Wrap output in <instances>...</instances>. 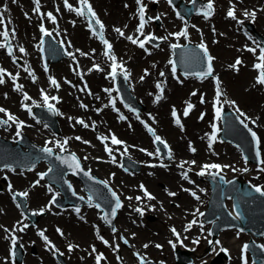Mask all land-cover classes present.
<instances>
[{
    "label": "rangeland",
    "instance_id": "rangeland-1",
    "mask_svg": "<svg viewBox=\"0 0 264 264\" xmlns=\"http://www.w3.org/2000/svg\"><path fill=\"white\" fill-rule=\"evenodd\" d=\"M126 1H128V0H126ZM183 1L190 2L191 0H183ZM201 1L203 3H201ZM201 1H199L200 3L198 4V8H199V10H204L205 3L207 0H201ZM96 5H97L96 8L98 9V11H100L103 15H107L106 12H108V10L111 11L112 13L115 12L116 14L117 13L119 14L118 16L121 17V22H116V23H118L119 26H114L115 29L120 28L125 33V35H127V36H129V35H131L133 37L137 36V33H138L137 32V26H138L137 23H140V22H138L136 18L135 19L131 18V10L129 11L128 9H125V6L123 5V2H121V0H98V1H96ZM148 5H149L148 6L149 9L151 10V12L148 13V16L153 17V18L159 16L160 19H159V24H157L155 22V19L150 20L149 22L151 24V27H147L145 25L144 30H143L144 34L146 32H148L150 34H153L155 37L160 38V37H163L161 32L159 33V35H155L152 32H153V29L159 30V28H161L162 25H164V22L166 25H168V26L170 25L172 28L175 27L176 29L179 28L180 30H182L185 27V24H187L188 35L191 36V39H194L196 43L197 42L198 43L203 42L207 46L208 50L210 49L211 52L210 51L209 52H210L211 56L216 57V61H215V65L217 67L216 73L217 74L221 73L220 74L221 76H219L215 73V75L218 77V79L220 81V89L222 92V95L220 96V102H224V100H226V102H228V103H230L231 101H234L237 103V101H238V103L244 104L240 100L239 91L242 92L241 94H250L251 93L250 91H253L255 93V88L252 86L253 72L250 71L249 75L247 76L248 78L243 80V76L246 73V70L247 71L249 70L245 66V64H242L241 69H240L239 73H237V74L234 73L231 69H229V67L227 65L228 63L232 62L233 57L237 54V52H234V51L228 52L229 54L226 52L227 49L230 50L231 41H229V39L230 38L233 39L235 34L237 36H241V35H239L240 33L238 34L236 31H233V30H231V32L229 33L228 30L230 29L231 23L233 24V20L227 19V21H226L224 19V14L226 11L225 6L219 11V15H217V17L212 16L211 18L205 19L204 15L201 12H199V13H195V14L191 15L189 20L187 21V20L181 19V16H178L176 14V11H174L165 2L163 4L162 2L157 3V0H151ZM75 7L77 8L78 6H75ZM26 9L33 11V9H34L33 3H31V6H28ZM44 9H45V12L48 13V7H45ZM119 10H120V12H118ZM33 12L36 15V12L35 11H33ZM262 12L260 13V15L262 14L261 16H264ZM17 14H18V11L15 9H9L8 12L4 14V22L5 23L6 22L12 23V24L8 25V30H10V31H12L13 29L15 30V37L14 38H16L17 35H20V27H22V20H20L19 16H18V18L20 20L19 23H17L14 19V16H17ZM25 14H27V15H25ZM163 15H165L164 22L162 21ZM21 16H22V18H23V16H26L29 19L31 15H30V12L24 11L21 13ZM99 16H100V18H102V19H100V21L101 22L105 21V23H106L104 16H102V15H99ZM112 16H113V14L110 15L109 17H112ZM125 16H126V19L124 20ZM81 17H83L86 25L88 26V18L86 16H81ZM36 18H37V15H36ZM130 18H131V20L127 21ZM218 18H220L221 20H218ZM24 21H25V19H24ZM131 21H132V23L133 22L136 23V28L133 31H131L128 26L125 27L126 24H128ZM222 23L224 25H222ZM247 23H250L251 25H253V23L250 21ZM256 24L261 27V25L264 24V22L262 23L261 20L258 19V22ZM24 25H25L24 27L29 26V23L28 22L26 24L24 23ZM193 25H195V27H193ZM104 27H105V25H104ZM253 27H254V25H253ZM34 28H36V30H37V19L34 23ZM239 28H240V30L242 29L245 31V28H246L245 23L240 24ZM213 29H215V31H213ZM89 31L93 35V32L90 28H89ZM24 34H25V31H23V35ZM113 35L115 38H118V39L116 40L112 36H109V37L105 36V35L104 36L113 40V42H114L113 54L116 57V61H117V59H120L122 61L123 60L126 61L127 64L124 63L126 66H123V68L124 67L126 68V71L128 73V76H129L128 78L130 80L135 79L138 81H145L148 75H150V77L152 76V72H157L158 74L163 72L164 75H167V74H168V76L170 75L171 80L172 79L173 80H179L177 87L180 89H179L178 93L176 92L177 94L174 97L172 96V98L170 100H168L167 103H163L164 107L162 108L163 114L166 117L167 123L169 124L170 127L173 128V130H168L167 134L155 132V135L160 136L162 139H164L166 142H168V144L172 148V142H171L170 135H172V136L175 135L174 136L175 139L179 140L181 135L188 134V136H189L194 131L195 132H201V133L203 132V136L200 138H197V142H191V146H194L196 149L202 148V151H203V156L198 159V162H196L194 165L191 164L193 169L198 170V171H199V169L202 168L203 165L207 164V162H204V161H208V164H209V162L214 161V160L223 161L224 164L229 166V167H227V174H229V175L241 173L243 171V169H245V168L250 169V167H254V166L258 165L257 163H252V162H249L248 160H245L237 147H235L232 144L227 143L225 141H221L219 138H217L216 143L214 145L212 144L211 148H209L208 145H209V139H210L211 134H212L213 124L215 123L218 125V127H220V119L215 118V110H214V108L216 106H218V105H216V106L214 105V99H213V97L217 96L216 89H215V87L213 88V86H214L213 84H212V86H210L212 76L207 77V78H197L195 76H184L178 71H176L175 75H173L172 64H170L169 61H172L173 50H172L171 45L173 42H176L178 40V39H176V37L170 38V40L167 42V44L166 43L163 44L162 43L163 40H161V39H156V40L152 41L151 43H147V46H149L150 50L152 51L151 54L147 55L144 52H142L143 53L142 54L139 50H137L135 48V46H131V45L128 46L127 45L128 40H126V39H125L126 42L124 41L125 52L117 51L116 50V43L119 42V38H122V36H120L116 31L114 32ZM221 35H222V37H221ZM92 37L91 38L96 41L97 37H99V36L93 35ZM140 37H143V36H140ZM56 38L64 40L63 45H65V39H64V37H60L59 32H57ZM199 41H201V42H199ZM0 42H1V38H0ZM157 44L159 45V47L156 46ZM10 45H11V48L13 50V54L16 57V62L13 63L12 56H10L8 54V50L6 48H3V50H0V67L4 68L7 73H12L13 75H16L18 73L19 75H18L17 81L14 83L13 87H12L11 79L9 78L10 76H8L7 74L4 75V81L5 82L3 84H0V105L4 104V101H6V99H5L6 96H8V98L10 99L14 95V97H16V99H18V94H21L22 92L27 93L28 95H31V94H33V91L37 92L38 94H41V90H43L44 93L46 92V94L48 95V91L52 90V92H53L52 96L58 97V100L57 101H49V103H52L55 106L56 111H54V112L56 115L59 130H53L47 123H44L40 119H36V118H34L35 121L31 124L32 125L35 124V126H38L40 129L46 130V133L49 136L53 135V137H55V138H60V137L61 138H66V137L70 138V137H72V135L75 134L73 132H71V134L70 133L61 134V131H60L61 128L59 125L60 119H58V116H57L58 112L57 111L58 110L60 112L62 111V105L64 102H66V99H63L64 96L62 94V91H60L61 94H59V95L56 94V92H55L56 89L53 90V88H55L56 86H54L50 83L49 78L53 77L56 79V81L59 84V87H58L59 89H62L64 86H68V88L74 90L75 92H78V91L80 92L81 89H85L87 91L86 94H90L92 89L94 92V87H93L92 82H91L92 79L90 80V78L88 77L89 83H85V85H84L83 83L86 82V80L83 79V81H82L83 83H82L78 77V74L83 75L85 72L83 65L78 60L71 61V60L67 59L64 63V69L62 70L63 72H56V71L52 70V67L56 66L57 64L62 62L65 59L64 56L59 61H56L54 63H49L48 66H46L43 63V60L40 56L39 46H37V41L35 39L33 41L31 40V42L29 44H27L25 47L23 46V44L22 45L18 44L15 47L14 46L12 47V45H13L12 43ZM219 46H221V47H219ZM20 47H23L25 49V52H23V53L20 52L19 51ZM98 48L101 51L102 45L99 44ZM162 48H164L166 51L163 52L161 50ZM66 52H69V50L67 48H66ZM19 53L23 54L24 56L21 57L19 55ZM140 54H142V55L139 58ZM130 56H134V57H137L139 59L137 61L136 60L134 61V63H135L134 66H130L128 64ZM109 62H110V59L108 58L106 61V65H103L104 71H106V73L109 70ZM93 65H99V67L101 66V64L97 61L92 62V64H91L92 68H93ZM45 67L47 68V70H45ZM25 68H28L29 71H25ZM68 70H71L76 75V79H74V80L71 79V77L66 73V72H68ZM58 71H60V70H58ZM120 72H123V71H120ZM146 72H147V74H146ZM242 72H243V74H241ZM30 73L35 75V80H33L32 75ZM43 73L46 74L48 77L45 76ZM176 74H177V76H176ZM123 76H124V72H123ZM142 76L144 77L143 80L140 79ZM28 79H30L31 83H34V82L35 83L32 86H30L27 82ZM127 82H128V79H127ZM96 83L98 84L97 88L102 93L103 104H104V106L107 105V107H105L106 114L108 117L110 116V113L112 114V117L114 119V123H119V122H117L116 116L120 117V115L122 114L123 116L126 117V119L123 120L124 122L122 124L124 127H127V130H128V128L132 127L137 116H139L138 120L140 122L142 121L144 124H147L144 122V120L146 121V116L144 114L150 113L152 115V111L150 109H148V110L145 109L146 105L135 97V95L132 93L131 85L129 83H128L129 84L128 85L129 90L131 91V95L134 96V98H135L133 103L139 108L136 112L129 110L121 102L117 91L112 87L111 78L109 76L107 78H105V80H103V79L99 80V81L97 80ZM206 83L209 85V93L207 91L204 92V90H201L202 87L208 86ZM16 84H20L22 86H25V88H22V90L17 91L15 89ZM132 84L135 85V81H132ZM211 87H212V89H211ZM105 89H110L111 94H109V92H106ZM72 90L70 92H72ZM85 90H83L82 92H85ZM158 90L159 89L157 88V86L155 88L152 86V88L149 90V93L158 92L160 95V92ZM194 92L196 93L195 95H193ZM6 93H7V95H6ZM66 94L68 95V93H66ZM202 99L204 102L207 100L209 105L204 104V102L202 103L201 102ZM112 100H115V107H113L112 103L110 102ZM161 100L156 101V104H159V102H161ZM189 103H191L194 107L190 110L189 115L185 117L183 115V112L185 111L187 104H189ZM142 104L144 106H142ZM173 108H175L177 115L179 116V118L181 120V124L183 125V129H181V127L175 123V118L172 116ZM232 108H234V107H232ZM201 113L204 114L203 119H200ZM0 117L2 119H6L5 115L0 116ZM78 118L82 119L81 116H79ZM75 121L77 122V119ZM78 126H81V125L78 123ZM1 128L6 129V126H1ZM144 129H146V131H147L145 133L146 135L148 133L150 136L152 135V137L155 138V136L153 134H150V132H148V129L146 126L144 127ZM111 130H112L111 131L112 136L114 135L117 137H120V136L124 137L118 131H115L114 129H111ZM77 131L81 132L79 135L81 138L80 139L81 141L77 140V142H73V144L71 145V149H72V151L76 152L77 155L79 154L80 158L84 159V157H86L85 154L87 153V151L83 150V152H82L81 148H83V147L86 148L87 144L88 143L90 144L94 140L93 139V138H95L94 132H96V129L95 128L91 129L90 135L88 134L87 129L85 131H83V130L81 131L80 129ZM14 134H16V132H14ZM22 134H24V133H22ZM29 134L32 135V133L30 131H29ZM93 134H94V136H93ZM75 135L78 136V134H75ZM7 138H10V136H8ZM252 140H253V138H252ZM57 141L58 140H55V144ZM85 141H87L88 143H85ZM150 141L152 143V146H151L152 150L150 149V151L156 152L158 144L154 143L153 140H150ZM106 142L107 141H101L100 142V148L102 147L101 148L102 151H104L106 145L109 148V144H105ZM198 142H201V144L199 146H197ZM80 143H82L83 145ZM189 143L190 142H186V143L182 142V146H184V148L187 151L189 150ZM254 143H255V141H254ZM137 146H140L142 148H147L146 146H143L142 143H139V145H137ZM77 148H78V150H77ZM104 155L105 156H101L97 153L96 154L94 153V154H91L90 156L92 158H96V159L105 158L106 162L110 163V164H108L110 166L109 169L112 168L113 173H115V171H116V173L119 172L121 174V176L124 177V180L127 179L126 181L129 182V185H130V187L133 188L132 191H134V193H137V191L134 188V187H136L137 184L140 187H141V185H143L144 188H146V190L148 187V188H150V190H152L155 193L154 189H152V187H150L146 183L147 180H144L143 178H140V177H136V173L138 174V172L140 170V162L133 159L132 156L127 155L131 164H135L134 162L139 163L138 168H135L133 166H130L129 169L121 167V165H118V163L120 164V162H121L120 158H118L117 156H114L113 154L107 155L105 151H104ZM180 156L183 157V155H180ZM167 157H168V155L160 150V155H158V159H167ZM113 158L115 159V162H113ZM180 160H182V159H180ZM116 161H118V162H116ZM189 161H192V158ZM111 164H113V166ZM242 164H244V165H242ZM240 166H242L241 170H239ZM46 169H47V164L44 162H41L40 164H38L35 168H33L31 170L15 169V171H11L8 168H4V169L0 170V178L2 177V175L10 174L9 178L11 179V182H12L11 187L13 186V189L16 191H20V189H24V190L28 191V193H29L28 196H30L31 194L37 193V191L39 190V188H41V186H46L47 188L51 187L52 191L48 192L43 197L45 199L44 202H46V205H47V200L54 193H56L58 191L54 186L49 185V183L46 181L45 178L40 179L39 173H41L43 170H46ZM231 169L236 170L235 173H232ZM236 172H238V173H236ZM132 174H134V175H132ZM130 175H132L133 177ZM37 178L39 179V181L43 185H41V184L35 185V186L33 185L34 182L37 181L36 180ZM96 178L100 180V178H98V177H96ZM101 178H104L106 180L109 179L108 175H107V171L105 173L101 172ZM261 178H262V180L264 179V174L261 176ZM250 179L253 181H257V180H254L252 178H250ZM101 180H103V179H101ZM115 181L119 182L117 180H115ZM116 182L113 181L114 186H116V184H117ZM260 183H262V182H260ZM0 185H1L0 194L3 195L4 189H6L8 191V187L4 186L5 183H3V181H0ZM76 185L78 186L79 189H81L82 186L78 182L76 183ZM31 187L35 188L34 189L35 193L32 191L33 188H31ZM184 188H187V187L185 186ZM193 188H196V187L194 186ZM205 190L207 191V183L205 184ZM197 191H199V190L197 189ZM141 193H145V191L142 188H141ZM7 194L4 196L6 198V201L8 200V202H9L10 200L8 199ZM156 194L157 193H155V195ZM184 194H185V196L188 197L186 192ZM11 200H12V201H10V207L12 208L11 210L3 209L1 207V204H3L4 202L0 201V225L5 227V228H8V229H13V227L16 226V228L18 229L20 226L17 224L18 221L21 222V224H24L29 219H27L21 213V211L15 206V200H13V199H11ZM170 201H175V200L172 198ZM170 201H169L168 205L164 204V205H161V208H158V209H160V212H158V213H161V214L163 213L162 216H163V218H166V220H168L169 215H170V213L168 212L166 207H168L170 210L173 209L172 208L173 202L170 203ZM204 201H205V198H204V200H202V202H204ZM26 203H28V202H26ZM41 203H43V202H41ZM3 206L7 207V203H4ZM35 206H37V205H35ZM52 206H54V208L56 209V210H54V213L52 214V216L53 217L56 216V217L54 219L51 218L49 220L47 228H45V226L43 224H40L38 218L36 217L37 220L35 221V224H36L35 228H37L39 231H43L44 234L48 238L53 240V242H56L61 236H64L66 238V240H61L62 246L65 245V241L66 242L67 241L72 242L73 244H75L77 246L75 251H73V250L69 251V249H67V251H66L67 256L66 257L64 254L62 255L63 259L66 262H68L69 264H88V262L86 261V256H85L87 253H85V250L87 247L90 249V246H93L92 242L93 243L95 242V236L92 232V227L95 229V227H94L95 224L99 225V226H101L102 229L108 231V233H110V231H113L112 227L106 226V224L102 221V219L100 217L99 211H96L93 208L86 206L89 210L95 211L93 216H92V222H91L92 227H91L90 225L83 224V223L77 224L74 221L67 218V215L61 216V213H63L64 211H67V210H63L54 204H52ZM35 208L32 209L34 212L37 209L38 210L40 209V207H38V208L35 207ZM201 208H203V207L200 204L198 207V210H200ZM27 209L30 210L29 207H27ZM32 210H30V211H32ZM173 211L175 212V214H174L175 216H178L180 213L178 210H175V209ZM152 214H154V212H151L149 210L145 216L141 217V218L145 217L144 220L146 221V223L150 227V229H148L146 227H138L137 223L134 220H133L134 224L131 223L133 225H130V226L138 227L137 229L139 230L141 235H143V237H141V239L144 241H148V239H150L152 242H155V241H160L161 238H164V237H160V233L156 234L158 229L152 225V222L154 221V217L152 218V216H150ZM158 223H160V222L158 221ZM170 223L172 225L176 226L174 221H171ZM160 224L163 225V223H160ZM31 227H32L31 225L28 226V228H31ZM44 228H45V231H44ZM57 229H60L63 232V235H60V233L57 231ZM76 229H82L84 231H82V233H80V234H77ZM132 229H134V228H132ZM164 229L168 233V228H167L166 224L164 226ZM235 233H236V237H232V235L234 234L233 231L225 232L224 235L220 236L221 240L223 239V240L230 242V245H225V246L229 248L230 257L232 258V260H230V261L225 260L224 257L221 255L220 260L217 264H238L237 256H239V252H238L239 247L237 245V242L240 240L246 239V235L239 238V237H237V232H235ZM0 238H2L1 233H0ZM232 238L237 239V241L231 242ZM8 245H9V243H8ZM8 245H7V243H5L4 247L1 249V252H0V255L2 256V258L6 262V264H10ZM206 248H207V246L205 244H203L201 246L200 250L197 252L198 253L212 252L209 255L211 257L215 256V258H216V253L218 251L217 250H214V251L210 250L211 247H209L207 249ZM7 251H8V253H7ZM164 253H165V257H167L169 259H171V257H172V259H173L172 252L171 253L169 252L168 247L166 249H164ZM167 254H169V255H167ZM191 254L193 255L192 257H194V258L204 257V256H199L194 252ZM24 255H26L25 260H24L25 264H26V262H28L30 257L34 261L35 264H38L37 256H35L32 252L27 253L26 250H24ZM159 255L160 254H157L154 256H159ZM47 256H49V255H47ZM51 257L53 259V264H59L58 259H55L53 257V255H51ZM130 257H132V256H130ZM162 257H164V256H162ZM26 259H27V261H26ZM197 260L195 262H197ZM46 262L48 264H50L52 262V260L50 258H46ZM105 262H106V264L112 263L110 258H106ZM27 264H32V263L29 261ZM247 264H250V263L247 262Z\"/></svg>",
    "mask_w": 264,
    "mask_h": 264
},
{
    "label": "bare ground",
    "instance_id": "bare-ground-1",
    "mask_svg": "<svg viewBox=\"0 0 264 264\" xmlns=\"http://www.w3.org/2000/svg\"><path fill=\"white\" fill-rule=\"evenodd\" d=\"M76 0H72L70 2H74ZM94 2L92 5L94 7V11L97 15H102L104 16V19L106 20L105 24V29H104V34L106 36H112L114 39H118L114 37V32L115 28L114 26H119L118 23L116 22H121V17H119L118 13L116 14L115 12H111L108 10L107 15H103L98 9L96 8V1L98 0H91ZM145 2H149V0H144ZM228 1H234V0H215L217 5L222 6ZM247 2L250 3L252 7H254L253 0H246ZM241 0L238 3L242 5L245 8V11L250 12V9L248 8V3ZM260 1V0H258ZM64 1L62 0H40V4L42 5V9L45 7H48V12H51L56 18L57 21L51 23L50 25L52 26L54 33L57 34V32L60 33V37H64L65 39V45L68 50H71L72 53L75 55V60H78L84 67L85 72L83 75H79L78 77L81 80L85 79V83H89V78L92 82V85L94 87V92L93 89L90 94H86L84 92H75L74 90L70 88L63 87L62 89L58 90L56 93L59 95L61 94L60 91H62V94L64 96L63 99H66V102L63 103L62 105V111L60 112L59 110L57 111L58 114V119L59 125L61 128V134L65 133H70L73 132L75 134L80 135L81 132L77 130H83L85 131L87 129L88 134L90 135L92 127L96 129L95 133V138L94 140L89 144H87V147H83V150H86L87 153L85 154L86 157H84L82 162V166H86L92 172L94 175L101 177V172H106L109 179L112 180H117L120 182V194L121 197L126 200L127 202H132L134 200V196L130 193V186L124 183H121V178L120 175L117 173H112V168L109 169V165L98 161L96 158H92L90 155L91 154H99L101 156L104 155V151L101 150L100 148V142L102 141V137H108V141H110L112 137V130L114 129L115 131H118L120 134H122L124 137H119L121 140H123L122 145H113L112 149V154L115 156L119 155L120 153L122 155H129L135 158L136 160L143 161L147 158V154L144 153L143 151L137 149L139 143L142 144H148V136L145 134L147 131L144 129L143 124L139 122V120L135 119V122L133 123L131 128L124 127L123 126V120L119 119L116 116L117 122L119 123H114V119L112 117V114L110 113V116L108 117L106 114V109L102 101V93L99 91L97 88V80H105L108 76H106V71H104L103 65H106V61L108 59V56H106L103 52L99 50V42L96 40H93L91 35L89 34V28L87 27L85 21L81 18V16H78L77 13L73 11L75 15H70L69 13H72L68 8H64L62 6ZM0 3H3L6 6V11H5V6L4 9L1 11L3 14L8 12L7 5L10 6V8L13 6V0H0ZM32 0H18L16 3V9L18 11L17 16H14V19L17 23H19L20 20H22V27H20V35H17L16 38L12 39V41H9L10 43H14L16 46L22 45L25 47L27 44L31 42V40L36 37L37 30L34 28V23L36 21L35 16L33 15L31 10H27L26 8L28 6H31ZM57 8H59V11H57ZM45 10V9H44ZM24 11L30 12V18L28 21H24V19L21 16V13ZM244 11V12H245ZM120 12V10L118 11ZM243 12V14H244ZM116 15H115V14ZM112 17H109L112 15ZM264 15V12H263ZM20 20H19V18ZM109 17V18H108ZM102 19V18H100ZM126 19V16L124 20ZM165 19V18H164ZM164 19H162L164 21ZM262 21H264V16H260L259 18ZM221 20V19H218ZM129 21V20H127ZM29 23V26L24 27V23ZM8 24V23H7ZM11 24V22H9ZM145 25H150L149 23H146ZM222 25H224L222 23ZM264 24L261 25L260 28H255L258 33L264 35ZM121 26V25H120ZM130 28L131 31H133L136 28V23L129 22L126 24ZM17 27V26H16ZM23 31H25V34L23 35ZM174 30L172 27L168 26V28H165V26H162L159 28V30H156V33L162 32L164 34V37H167L170 39L171 36L169 35L172 33ZM11 32V31H9ZM12 38V36L10 35ZM126 37L119 38V42L116 43V50L120 52L125 51L124 47V41ZM57 39V38H56ZM167 41V40H164ZM69 42H70V47H69ZM164 44V43H163ZM221 47V46H219ZM79 49V51H77ZM139 50V49H138ZM163 52L166 51L164 48L161 49ZM234 50H237L236 47H232L230 50H226V52H232ZM33 51V50H32ZM31 52V51H30ZM29 52V53H30ZM141 52V51H140ZM81 53H85L86 55H81ZM142 53V52H141ZM143 54V53H142ZM139 55V58L141 55ZM21 57L24 55L19 53ZM136 55V54H135ZM134 55V56H135ZM129 57V62L128 64L130 66H134L135 63L134 61L139 60L137 57ZM71 60L73 61L74 59L71 56H67L62 62L57 64L56 66L52 67L53 71L56 72H63L62 70L64 69V63L66 60ZM93 61H97L101 64L100 69L101 70H96L95 68L91 67V64ZM124 61V60H123ZM126 63V61H124ZM186 63L188 67H193L194 63H196V60L193 58H187ZM89 69H92L89 71ZM60 70V71H58ZM216 72V71H215ZM72 80L76 79V75L71 71L68 70L66 72ZM250 73V70L247 71L244 74L243 77H247L248 74ZM221 74V73H219ZM243 74V72L241 73ZM89 77V78H88ZM239 78V77H238ZM132 81H135V85H132ZM28 84L32 86L34 83H31L30 79L27 80ZM160 83L163 87V98L159 104H156V96L159 95L158 92H151L149 93V90L152 88V86L155 88L157 86V83ZM128 83L131 85L132 93L135 95V97L140 100L142 103L146 105L145 109H150L152 111V115L150 113L144 114L146 116V121H148L151 125L154 126L156 132L164 133L167 134L168 130H173L172 127L169 126L167 123L166 117L163 114V103H167L168 100L174 97L180 88L177 87L179 80H171V76L168 74L161 76L157 72H152V76L150 75L147 76L145 81H138L135 79L130 80L128 78ZM25 88V86H23ZM72 90V92H70ZM204 92L205 90L209 93V86L203 88ZM160 92V89L158 90ZM177 92V93H176ZM250 94H241L242 92L239 91L240 94V100L244 103L242 104L246 108L245 114L241 117L242 120H245V115H250L252 118L258 121V129L260 130V148L262 155H264V108H263V101H264V94L262 92H259L257 89H255V93L253 91H250ZM68 93V95L66 94ZM161 94V93H160ZM48 96L51 97L52 94L48 93ZM145 96V97H144ZM20 96H18L19 98ZM134 97V96H133ZM135 99V98H134ZM33 101L35 104L43 102L38 96L37 92L33 91L32 94V99L28 100V102L31 105L33 104ZM139 101V102H140ZM20 101L16 99L15 102V97L14 95L8 100L4 101L3 108L7 109L10 113H12L16 119H22L20 121H24L25 126L21 128V131L23 133H26L28 136L29 140H32L33 142L42 145L43 141H48L52 142V139L50 136L46 133V130L40 129L38 126L31 125V123H28V120H30V116H27L26 113L18 106ZM81 104L86 105L87 107H81ZM204 104H208V101L206 100ZM209 105V104H208ZM142 106H144L142 104ZM99 110V111H98ZM1 115L4 113H0ZM75 114V115H74ZM81 116L82 120L85 122V124L88 125V127H85L83 125L78 126V123L75 121L77 117ZM144 116V117H145ZM6 118V116H5ZM71 118V119H69ZM247 120V119H246ZM245 120V121H246ZM9 124L11 126H7L6 129L2 130L0 132V135L7 137V136H13L14 131L16 130V123L9 121ZM91 126V127H90ZM112 127V128H111ZM253 128V127H252ZM130 129V130H129ZM256 130V127H255ZM29 131L32 133L29 134ZM228 131L230 132L231 135L236 137L243 145L244 148L251 153V150L248 149L249 144L246 136L241 133H237L235 128H229ZM72 135V137L68 138V143L69 145H72L73 142H77L76 135ZM94 136V134H93ZM175 135H170L171 142H172V157L177 158V159H182L183 161H188L192 158V161L198 162V159L203 156V151L202 148H197L194 153L188 152L184 146H182V142H197V138H200L203 136V132H192L191 135L188 136V134L185 135H179L180 138L179 140H176ZM80 137V136H79ZM67 138V137H66ZM262 140V141H261ZM81 141V140H80ZM49 144V143H48ZM82 144V143H80ZM201 142H198L199 146ZM83 145V144H82ZM55 148V146L53 147ZM65 148H71V146L65 147ZM56 149H59L56 147ZM125 149H127L126 154ZM78 150V148H77ZM180 155H183L181 157ZM39 157V155H37ZM36 157V158H37ZM35 157L33 158H28V162H31L34 160ZM151 160V159H150ZM24 159H22L19 155H17L12 162H22ZM206 162V161H204ZM171 165L164 167L162 169L155 167V168H148L145 166L140 167V171L136 175V177L143 178L144 180H147V184L154 189L155 193L158 194V197L161 199L160 201H152L151 204L153 205V216H154V221L152 222V225L161 231V234L165 233L164 231V226L162 224H158V221L163 223L166 222V218H163V214L158 213L160 212L161 205H168L170 199H174V204L172 205L173 209L178 210L180 213L179 215L181 216L178 221L180 222V232L181 233H186V231L182 230L181 223L184 222L185 220H189L192 217V212L190 211L195 207V202H193L190 198L185 196L184 191L181 189V185H187L188 184V179L182 178L181 171L179 169H174L173 163H170ZM113 166V165H112ZM264 180V179H263ZM0 181H4L5 179L0 178ZM71 184L73 187L77 190V187L74 185L75 182L72 180ZM33 188L32 191L35 193V188ZM169 189L172 191H176L175 196H170ZM38 190V189H37ZM47 188L41 187L37 191V193L40 194H35L33 197L29 196L27 201L29 204L33 207L41 206L44 204V198H43V192H46ZM171 191V192H172ZM131 198V199H129ZM177 198V199H176ZM0 199L4 202L7 203V207H4L3 204H1V207L3 209H8L11 210L12 208L10 207V202L8 200L6 201V198L4 195L0 194ZM43 202V203H41ZM41 203V204H40ZM168 211H171L168 207H166ZM186 210H188L186 212ZM43 215L38 217L39 223L41 224H46L47 221H49L51 218L50 215H52V211L50 210V206L46 207V210L42 213ZM170 219L175 220V217L173 215L170 216ZM117 222H120L121 225L119 226V229L123 230V228L129 227L131 224V219L129 217L128 209L125 206H122V208L118 212V218L116 220ZM116 222V223H117ZM82 229H76L77 234L82 233ZM17 235L18 239L25 238L26 241H31V237L28 235H23L21 233H15ZM10 234L4 235V238L7 240L6 237H8ZM32 238H36L35 235L32 236ZM133 242L136 245H139V240L136 238V236L132 237ZM4 240H0V249L4 247ZM31 260V259H30ZM90 264H95L92 260H89ZM32 264H35L34 261L32 260Z\"/></svg>",
    "mask_w": 264,
    "mask_h": 264
},
{
    "label": "snow or ice",
    "instance_id": "snow-or-ice-1",
    "mask_svg": "<svg viewBox=\"0 0 264 264\" xmlns=\"http://www.w3.org/2000/svg\"><path fill=\"white\" fill-rule=\"evenodd\" d=\"M16 0H13V3H15ZM34 4H35V7L33 9V11H35L36 13H40V0H33ZM137 4L139 5V8H138V12H139V19H140V23L139 25L137 26V32L140 34V36H144V39H140V36H136V37H133V36H127V39L129 41H131L133 44H138V46L140 48H145V44L146 43H151L153 40H156V39H161V40H166L167 37H160V38H157L155 37L154 35L152 34H148V35H145L144 34V26L147 22H149L150 20L152 19H155V20H159L160 17L157 16V17H149L147 20L145 19V15H144V10H145V7L146 5L143 4V0H136ZM168 2L171 4L172 3V0H168ZM80 3H81V7L80 8H73V6L68 2V0H64V6L66 8H68L70 11H75L77 13V15H80V16H86L88 18V26L89 28L92 30L93 32V35H98L100 40L103 42V44L105 45V48H106V51H105V55L108 56V58L112 61V64H111V71L109 73V75L115 79V77L117 76L118 74V69H120L121 71L124 72V77H125V80L128 79V73L127 71L123 68V65L122 64H117L116 63V57L114 54H112V44L104 39V36H103V29H104V25L102 24V22L99 20V18L96 16V13L95 11L93 10L91 4L89 3V0H80ZM192 3L195 4L196 3V0H192ZM5 11H6V6H5ZM57 11H59V8H57ZM213 11H214V0H207V4L206 6L204 7V10H203V15L205 17V19H208L212 14H213ZM27 15V14H25ZM43 15H46V17L55 22V16L51 13V12H48L46 14H43ZM43 15H42V18H43ZM177 15L179 16V13H177ZM227 16L232 18L233 20H236L237 23L239 24H243L244 21L242 20H239L237 19V16H236V7L234 4H232L227 12ZM244 16L246 18H250L252 19L253 21L255 20V16H256V12L255 11H252V12H248V11H245L244 12ZM181 19H183V17H181ZM94 22V23H93ZM94 24L95 25H98L99 26V31H97V29L94 27ZM0 26H3V31H0V37H3V42H0V48H6L8 50V54L10 56H12L13 58V63L16 62V57L15 55L13 54V50L11 48V45L9 43V36L11 35L13 38L15 37V30L13 29L11 31V33L9 32L7 26L5 25V22H4V15H3V12H0ZM127 27V26H125ZM193 27H195V25H193ZM120 36H124L125 33L120 29V28H116L114 29ZM40 31L42 33L43 36H50L51 33L48 32V30L44 27L43 23L40 24ZM213 31H215V29H213ZM169 35L171 36H174L176 37L177 39H179L180 37H185L187 38L188 36V26L187 24H185V27L179 31V32H175V33H170ZM41 44H43V39L41 40ZM70 42H69V47H70ZM157 47H159V45L157 44L156 45ZM172 48H178L180 47V45L178 44H173L171 45ZM257 47L259 48V56H258V60H259V63L255 64L254 67L256 69L259 70V75L257 77V83L258 84H261V85H264V47H260L259 45H257ZM198 48L202 51L203 53V58H204V61H205V70H203L201 73H200V76L201 78H206V77H209V76H213V66H212V61L214 59V57H212L211 55L208 54V49H207V46L201 42V44L198 46ZM19 51L20 52H25V49L23 47H20L19 48ZM77 51H79V49H77ZM248 51H251L253 53H256L257 51V48H249ZM67 55L71 56L74 60H75V55L74 53L72 52H66ZM81 55H86L85 53H81ZM193 59L196 60L197 62H200V55L197 53V54H194L193 55ZM170 64H172V73L173 75H175L176 73V65H175V62L173 61H169ZM242 62L240 61L239 58H237L235 64L231 65L230 67L232 68H235L238 70V65H240ZM93 68H95L96 70H101L99 65H93ZM45 70H47V68H45ZM92 69H89V71H91ZM25 71H29L28 68H25ZM7 74L8 76L11 77V79L13 81H16L17 80V77H18V73L16 75H13L12 73H7L6 70L2 67H0V84H3L5 81H4V75ZM32 75V78L33 80H35V75L30 73ZM147 74V72H146ZM161 76H164V73L161 72L160 73ZM141 80L144 79V77L142 76L140 78ZM214 79L216 80V83H217V103H220V96L222 95V92H221V89L219 88V79L217 77H214ZM50 80V83L54 86H56L57 88L59 87V84L58 82L56 81L55 78L53 77H50L49 78ZM86 87V86H85ZM23 86L20 85V84H16L15 85V89L17 91H20L22 90ZM157 88L160 89V95H157L156 96V101H159L163 98V87L162 85L158 82L157 83ZM83 91V89H81ZM106 92H109V94H111V90L110 89H105ZM118 91V89H117ZM196 93L194 92L193 95H195ZM41 95L43 97V105H38V106H47V108L50 110V111H56L55 109V106L54 104L52 103H49V101H57L58 100V97L56 96H51L49 97L46 93H44L43 90H41ZM32 98L27 94V93H24V100L25 101H28V100H31ZM112 103V106L115 107V100H112L110 101ZM201 102L203 103V99L201 100ZM233 105L235 104L234 101L231 102ZM33 104H35V102L33 101ZM127 107V105H125ZM23 107L31 114V107L27 104H24ZM81 107H87L86 105H83L81 104ZM105 107H107V105H105ZM194 106L189 103L187 104V107L185 109V111L183 112V115L186 117L189 115V112L190 110L193 108ZM237 113L241 116H243L244 114L241 113L239 111V109L237 108ZM99 111V110H98ZM118 111V110H117ZM0 113H6L7 115V119H0V126H11L9 124V121H12L14 123H16V127H17V131H16V136L17 137H20L21 136V128L25 126L24 124V121H17L16 117L13 116L11 113H8L6 109H4L3 107H0ZM172 116L175 118V123L181 127V129H183V125L181 124V120L179 118V116L177 115V112L175 110V108H173L172 110ZM216 117L217 119H220L221 118V112H220V108L218 107L216 109ZM121 120H124L126 119L125 116H123L122 114L120 115L119 117ZM204 118V114L201 113V116H200V119H203ZM71 119V118H69ZM137 119H139V116H137ZM245 119H251L249 117H245ZM242 124H244V127H248L247 123H245V120H241L240 121ZM77 123L85 126V127H88L87 124H85V122L83 120H77ZM253 124H255V121L253 120L252 121ZM146 127L148 128V131L150 133H152L154 136H155V142H159V144H162L164 145V148L167 149V155L169 158H171V150L167 144L166 141H164L160 136L158 135H155V131L154 129H152L151 127H148L146 125ZM213 132L211 134V137L209 139V148H211L212 146V143H214L217 139V133L220 131V129L215 125L213 124ZM248 131L250 132L251 136L253 137V139L255 140L256 144L259 145L260 144V139L259 137H257V134L256 132L252 131L251 128L248 129ZM77 140H80L81 138L80 137H76ZM102 141H105L108 139V137H102L101 138ZM57 146L60 148L61 152L65 151V148H64V145H66L68 143L67 140H64L63 142H59L57 141ZM85 143H88L87 141H85ZM123 142L120 141L118 138H116L114 135L111 137V144L113 145H120L122 144ZM189 147H190V150L191 151H195L194 148L191 147V142L189 143ZM105 150L109 153V155L112 154V150L110 148L107 147V145L105 146ZM141 151H146L144 149H141ZM41 152L46 154L47 156H51L53 154V149L50 148V147H47L45 146L44 148L41 149ZM127 152V149H125V153L126 154ZM147 155L149 156H153V155H160V148L157 147L156 149V152L153 153V152H147ZM257 155H259V152L257 153ZM57 159L61 160L62 163H68V161L63 158V157H60V156H57L56 157ZM72 161L74 162V170H79V171H83V169L81 168L77 158L75 157V155H72ZM113 162H115V159L113 158ZM188 163H191V164H195V161H191V162H188V161H183L181 162L178 167L180 168H184L185 164H188ZM261 164H264V160H261L260 161ZM70 166H73V165H70ZM152 166H155V165H152ZM160 166H163V167H167V165H163V163H161ZM225 167H229L228 165H220V164H205L202 166L201 168V171L198 173V175H205L206 172L210 169H216L217 172L215 173L216 175L219 174L220 171H222L223 168ZM2 168H8L10 169L11 171H15L14 168H12L10 165L8 164H4L2 165ZM191 169H187L185 171H183L181 173L182 175V178L184 179H188V171H190ZM261 171H264V167H262L260 169ZM52 169L49 168L48 172H44V173H39V176H40V179H43L45 176L48 175L49 172H51ZM243 171H248L247 168L243 169ZM85 175H90V172H85L84 173ZM221 179H223V177H221ZM40 183L39 180H37L35 182L36 185H38ZM227 183H232L231 181H228ZM35 186V185H34ZM141 188H143V185H141ZM252 188L254 189V191L256 193H259L261 196H264V186H259V185H253ZM9 190L11 191V185H9ZM49 192L52 191L51 187H49L48 189ZM185 191H188L187 189H185ZM201 191H203V189H201ZM170 196H175L176 194L173 193V192H169L168 193ZM29 195L28 192H19V193H16V192H13L12 193V196H13V200H16L17 196L19 197H27ZM56 195L57 194H54L52 196V200L49 202V205H52V204H55L56 202ZM113 197L115 198V206L111 209V212L110 214H105L103 216V219L105 220L106 223H108L109 225H111V219L110 217L114 218L116 216V213H117V210L120 209L122 207V203L119 199L118 196H116V194L113 192L112 193ZM145 195L149 198V199H154V197L151 196V194L147 193V191L145 190ZM191 195L196 198L197 200H199V196L196 194L195 191H192L191 192ZM81 199H83V197H81ZM131 199V198H129ZM137 200L140 199V197H136ZM91 201H92V197L90 196L88 198V203H89V206H92L91 204ZM21 205L18 203L17 204V207H20ZM96 207H99V205H96ZM236 207V206H234ZM45 211L44 208H41L39 210V213H43ZM80 209L77 208L76 209V212L79 213ZM136 211L141 215L143 216L144 215V210L143 208H137ZM39 213H33L34 215L35 214H39ZM194 217L196 215H203V213H200L199 210L197 209L196 212L193 213ZM236 219H242V213L240 211H236L235 213V217ZM197 223L200 224V227H201V231H203V222L202 221H198L197 219H193L192 221H190L186 226H185V231L187 232L188 230H190L193 225H196ZM19 226V228L17 229L16 226L13 227V229H7V228H4L3 230L5 232H8L10 233V235L8 237H6L7 239L10 240L11 242V245L13 246V249L15 248V246L17 245L18 243V238L17 236L15 235V232L18 230V231H21L23 232L27 227L28 225L27 224H21V222H17ZM3 226H0V228H2ZM113 232L116 231L115 227L113 226L112 228ZM57 231L60 233V235H63V232L60 230V229H57ZM240 231H243V229H241ZM172 232L174 235H176L177 239L180 238V234L176 231L175 228L172 229ZM38 235L46 242V245H48L50 247V250H53L54 253H58L59 252V249H56L55 248V245L52 244V242L48 239V237L44 234L43 231H40L38 233ZM98 235V238L100 240L103 241V243L105 245H108L109 242L107 240H104V238L102 236H99V233H97ZM135 235V234H133ZM209 235H211V232H209ZM121 239H124L123 237H121ZM124 243L127 244L128 241L125 239L124 240ZM170 244H173L172 241H169ZM196 243H198V241H196ZM210 244L213 243V241H209ZM216 244H220V241L217 240L215 241ZM145 248L148 247L147 244L144 245ZM157 248H160L161 246L160 245H156ZM173 247H175V245L173 244ZM249 246L246 244L244 245V250H247ZM262 248H264V246H261ZM73 248L72 245H69V251H71ZM119 248V245H116V249ZM114 249V250H116ZM92 251L95 252L96 249L95 247L92 248ZM221 251H227L226 249H223L221 248ZM14 254V252L12 253ZM62 255V254H61ZM134 255H136L139 259V262L140 264H150L149 261H147V258L145 256H142L140 255L139 253H135ZM104 259L103 257V254H98L96 255V264H100L101 260ZM119 259V257H118ZM245 264H247V262L245 261Z\"/></svg>",
    "mask_w": 264,
    "mask_h": 264
},
{
    "label": "water",
    "instance_id": "water-1",
    "mask_svg": "<svg viewBox=\"0 0 264 264\" xmlns=\"http://www.w3.org/2000/svg\"><path fill=\"white\" fill-rule=\"evenodd\" d=\"M190 47L189 46H187L185 49H189ZM225 136L227 137V138H231V136H233V135H231L228 131H226L225 132ZM234 137V136H233ZM235 138V137H234ZM235 139H237V138H235ZM2 142V141H1ZM3 143V142H2ZM6 146H8L9 147V143H4ZM9 151H13V149H8ZM12 161V159L10 158V157H7L6 158V161H3L2 159H0V165H2V164H7V163H10ZM244 190H245V187H242ZM234 198H235V206H236V211H240L241 213H242V216H244V217H246L245 216V213H243L242 211H241V206H239V202H238V200H237V198H236V196H234ZM221 199H223V198H221Z\"/></svg>",
    "mask_w": 264,
    "mask_h": 264
}]
</instances>
